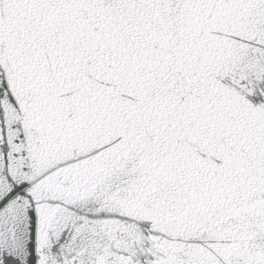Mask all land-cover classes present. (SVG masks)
Listing matches in <instances>:
<instances>
[{"label": "snow or ice", "instance_id": "snow-or-ice-1", "mask_svg": "<svg viewBox=\"0 0 264 264\" xmlns=\"http://www.w3.org/2000/svg\"><path fill=\"white\" fill-rule=\"evenodd\" d=\"M0 264H264V0H0Z\"/></svg>", "mask_w": 264, "mask_h": 264}]
</instances>
